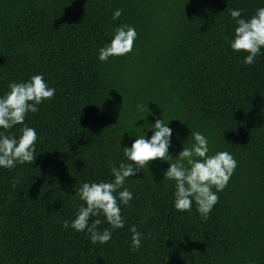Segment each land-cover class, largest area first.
<instances>
[{
	"label": "trees",
	"instance_id": "16d2710c",
	"mask_svg": "<svg viewBox=\"0 0 264 264\" xmlns=\"http://www.w3.org/2000/svg\"><path fill=\"white\" fill-rule=\"evenodd\" d=\"M262 6L264 0H0V95L10 81L36 73L55 88L25 117L38 133L33 162L0 168V264H264V49L244 65L246 53L228 46L229 10L247 18ZM115 9L122 14L114 21ZM119 24L135 27L133 50L100 62L97 50ZM150 110L171 119L173 162L184 142L191 146L190 130L208 138L211 152L227 150L237 161L207 220L195 203L190 211L173 207L174 181L164 180L168 162L158 158L127 178L133 199L121 205L125 226L107 243L63 228L84 203L76 188L113 179L111 166L124 160L122 147L136 138L130 132L144 134L141 116ZM147 120L154 123L151 113ZM20 127L6 134L19 135ZM97 219L99 230L110 228L102 215L89 222ZM130 225L143 234L136 251Z\"/></svg>",
	"mask_w": 264,
	"mask_h": 264
},
{
	"label": "clouds",
	"instance_id": "9594fccd",
	"mask_svg": "<svg viewBox=\"0 0 264 264\" xmlns=\"http://www.w3.org/2000/svg\"><path fill=\"white\" fill-rule=\"evenodd\" d=\"M121 14V9H115L112 19L117 20ZM229 14L234 27L231 38L228 39V46L234 52L246 53L242 63L251 65L264 49V6L257 8L255 13L247 18L239 8L230 9ZM137 35L132 25H116L112 29L110 40L98 48L97 59L105 62L110 57L130 53ZM7 88L8 90L0 95V129L5 130L0 131V168L13 169L17 165L33 162L38 133L34 127L25 123V117L30 112L38 111L37 106L43 101L51 99L55 95V88L48 84L43 73L33 74L27 80L19 82L10 81ZM137 108L143 111V105H137ZM149 113L154 123L148 122ZM261 113L264 114V108ZM141 117L145 120L142 125L144 134H139L135 129L130 132L136 138L130 146L122 147L124 160L119 166H111L113 179L82 182L80 187L76 188L74 196L84 203L78 207L74 219L62 222L65 229L86 232L93 244L107 243L112 238V230L124 228L125 219L121 213V205L127 206L133 199V193L124 186L125 182L127 178L144 171L145 165L148 166L150 161L159 158L162 162H168V167L162 171L164 180L174 181L173 207L180 212L190 211L195 203L196 211L204 220H207L218 201L217 193L226 187L236 168L237 161L230 152H211L208 138L202 132L193 130H190L193 141L191 146L186 147L184 142L173 162L169 152L174 134V129L169 126L171 119L165 122L163 115L160 118L152 110ZM16 125L21 126L19 135L10 132L6 134L7 130ZM148 129H152L150 137H147ZM176 136L179 139V133H176ZM101 215L110 225V228H104L102 231L97 227L101 223L100 220L89 222L90 217ZM128 231L131 233L130 250L136 251L141 247L143 234L137 230L136 225H130Z\"/></svg>",
	"mask_w": 264,
	"mask_h": 264
}]
</instances>
